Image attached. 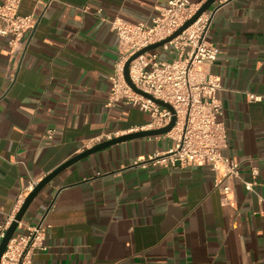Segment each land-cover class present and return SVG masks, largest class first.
Returning a JSON list of instances; mask_svg holds the SVG:
<instances>
[{
    "label": "crops",
    "instance_id": "0c3cea01",
    "mask_svg": "<svg viewBox=\"0 0 264 264\" xmlns=\"http://www.w3.org/2000/svg\"><path fill=\"white\" fill-rule=\"evenodd\" d=\"M169 1L22 0L20 14L34 16L24 47L12 51L10 37L0 36V234L62 163L151 129L150 113L111 99V77L124 63L111 21L152 25ZM207 12L209 40L219 47L209 71L223 85V154L240 163L233 203L222 204L208 166L149 163L173 139L126 140L66 168L34 200L14 234L46 227L47 248L33 264H264V99L248 96L264 94V0H217ZM178 54L160 47L147 56Z\"/></svg>",
    "mask_w": 264,
    "mask_h": 264
},
{
    "label": "built area",
    "instance_id": "2783aa9c",
    "mask_svg": "<svg viewBox=\"0 0 264 264\" xmlns=\"http://www.w3.org/2000/svg\"><path fill=\"white\" fill-rule=\"evenodd\" d=\"M21 2L22 0L0 2V36L10 37L12 51L24 47L26 36L34 25L33 15L20 14ZM198 9L193 7L191 0H170L162 14L154 18L152 25L142 22L134 24L120 17L111 21L112 29L120 37L124 59L123 65L111 77V99L118 101L124 98L129 104L150 113L151 129L166 127L176 117L174 127L163 135L173 139L175 145L169 150L156 152L149 163L173 167H210L216 173L215 189L220 193L222 204L229 205L234 201V184L241 180L240 163L223 154L228 146V130L222 118L223 104L218 97L223 85L221 78L209 71L219 54V47L209 40L212 14L203 13L180 35L162 46L166 50H178L177 58L172 61H155L145 53L130 65L133 82L140 89L169 103L173 110L135 92L123 75L125 62L133 54L171 36ZM153 56L155 58L157 55ZM248 96L252 101L264 99V94L249 93ZM47 135L52 137L54 130H49ZM147 163L148 161H142L139 164ZM253 175H258L256 169L253 170ZM244 183L247 190H254V182ZM45 228L40 222L28 226L26 234L14 235L0 264H33L34 252L47 248ZM5 233L6 227L0 234V240Z\"/></svg>",
    "mask_w": 264,
    "mask_h": 264
},
{
    "label": "water",
    "instance_id": "95a60500",
    "mask_svg": "<svg viewBox=\"0 0 264 264\" xmlns=\"http://www.w3.org/2000/svg\"><path fill=\"white\" fill-rule=\"evenodd\" d=\"M217 0H206L201 6L200 8L197 10V12L189 19L187 20L178 30H176L171 36L160 40L158 42L149 44L148 46H145L144 48H142L141 50L137 51L135 54H133L126 62L124 65V70H123V75H124V79L127 82V84L137 93L143 95L146 98L151 99L152 101H154L157 104H160L164 107H168L169 109L173 110V107L159 99L156 98L155 96H153L152 94L140 89L132 80L131 75H130V65L131 63L137 59L140 55L148 53L152 50H155L157 48L162 47L165 43L169 42L170 40L174 39L175 37H177L178 35H180L184 30H186L189 26H191L203 13L207 12L211 6L216 3ZM175 121H176V117H173V120L171 121V123L163 128H158V129H149V130H139L136 132H132L129 134H125V135H121V136H116V137H112L109 138L107 140H104L98 144H96L95 146L73 156L72 158H70L69 160H67L66 162L62 163L60 166H58L55 170H53L50 174H48L47 176H45L40 182L39 184H37V186L34 188V190L28 195V197L25 199L21 209L19 210V212L17 213L15 219L13 220V222L11 223V225L9 226V228L6 230L5 236L3 237V239L1 240L0 243V262H1V257L10 241V239L14 236V234L16 233L18 227H19V223L24 219V216L26 214V212L29 210L31 204L34 202V200L37 198V196L40 194V192L46 187V185L48 183H50V181L56 177L58 174H60L62 171H64L66 168L70 167L71 165H73L74 163H76L77 161H79L80 159L89 156L99 150L105 149L109 146L121 143L123 141L126 140H130V139H136V138H141V137H149V136H159V135H164L167 132H169L175 125Z\"/></svg>",
    "mask_w": 264,
    "mask_h": 264
}]
</instances>
